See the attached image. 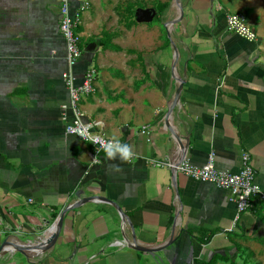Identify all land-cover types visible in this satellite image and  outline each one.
I'll use <instances>...</instances> for the list:
<instances>
[{
  "label": "crops",
  "instance_id": "0c3cea01",
  "mask_svg": "<svg viewBox=\"0 0 264 264\" xmlns=\"http://www.w3.org/2000/svg\"><path fill=\"white\" fill-rule=\"evenodd\" d=\"M84 1L76 83L96 69L80 102L84 120L135 155L121 162L102 151L93 163V148L64 133L58 0H0V243L27 248L1 254L0 264H264V203L237 214L227 190L150 164L201 167L212 156L217 170L236 173L247 153L264 193V0H181L174 41L146 70L153 88L143 105L101 70L108 51L94 40L110 30L108 16L94 0H69L70 8ZM237 13L255 41L226 30L224 16ZM77 189L113 202L134 239L110 205L72 206Z\"/></svg>",
  "mask_w": 264,
  "mask_h": 264
},
{
  "label": "built area",
  "instance_id": "2783aa9c",
  "mask_svg": "<svg viewBox=\"0 0 264 264\" xmlns=\"http://www.w3.org/2000/svg\"><path fill=\"white\" fill-rule=\"evenodd\" d=\"M88 6V3L84 1L72 10L69 0H58L57 28L63 42L66 65V70L60 77L67 90V101L61 106V110L70 113L68 120L63 118L65 122L64 133L80 142L89 144L93 148L92 157H95L102 152L100 144L107 138L96 131L97 123L84 120L80 102L83 97L93 92L96 71L92 67L86 68L78 83H76L73 74V69L81 56L80 35L77 28L80 24L81 13ZM233 18L237 19L234 20ZM224 26L227 31L235 33L248 42L256 40L255 33L248 27L242 14H226ZM145 132L146 128L142 127L140 134L144 135ZM150 164L155 168L168 169L173 174L180 173L200 183L210 184L217 189L227 190L237 214L252 210L256 202L264 203V193L260 189L259 191L254 190L257 186L255 184V171L247 153L241 154L239 169L236 173L217 170L213 166L212 156H209L206 164L201 167L190 166L185 161L173 165L167 161L151 160Z\"/></svg>",
  "mask_w": 264,
  "mask_h": 264
},
{
  "label": "rangeland",
  "instance_id": "374dc122",
  "mask_svg": "<svg viewBox=\"0 0 264 264\" xmlns=\"http://www.w3.org/2000/svg\"><path fill=\"white\" fill-rule=\"evenodd\" d=\"M107 17V30L111 44L117 50L107 49L103 53L104 74L113 73L120 85L129 86L136 94L137 105H143L150 88L147 69L153 65L154 54L160 46L172 44L175 26L180 23L181 0H94ZM164 4L159 16L154 6ZM180 9V10H179ZM136 10L150 11L158 21L137 22ZM103 50L100 51L102 55Z\"/></svg>",
  "mask_w": 264,
  "mask_h": 264
},
{
  "label": "water",
  "instance_id": "95a60500",
  "mask_svg": "<svg viewBox=\"0 0 264 264\" xmlns=\"http://www.w3.org/2000/svg\"><path fill=\"white\" fill-rule=\"evenodd\" d=\"M134 17H135V20L137 22H141V23H146L149 20H151V18H152L150 11H147V10H136L135 14H134ZM94 47H95L94 44H89L85 48V51L90 52V51H92L94 49ZM73 197L75 198L76 201L73 203L72 206H75V205L78 206V205H81V204H84V203H88V202L103 203V204L110 205L116 211V213L119 216L120 221L123 223V225H127L128 229L130 231V234H131V238L134 239L133 235H132V229H131V226L128 223L127 218L123 215V213L120 211V209L113 202H111L110 200H108V199H106L104 197L98 196V195H89V196L85 197V196H83V190H81V189H77L76 191H74ZM63 212H64V210L60 213L59 217L56 220V230H57V228L59 227V225L61 223V217L63 215ZM54 239H55V235H52L50 237H46L44 239H41L36 246L28 247V249L29 250H33V252H38L42 248H44L48 244H50ZM170 242H171V240L168 241L164 246H162L159 249H157L156 251L163 250L165 247L170 245ZM25 249H27V248H23L22 247V249H20L14 243H12L10 241H7V240H4V241H2L0 243V255L3 254V253H8L10 250L17 251L18 253L21 254V253H23V250H25ZM135 250L141 251V252H148L145 249H139V248H137Z\"/></svg>",
  "mask_w": 264,
  "mask_h": 264
},
{
  "label": "clouds",
  "instance_id": "9594fccd",
  "mask_svg": "<svg viewBox=\"0 0 264 264\" xmlns=\"http://www.w3.org/2000/svg\"><path fill=\"white\" fill-rule=\"evenodd\" d=\"M236 20L237 18H233ZM238 23V21H237ZM100 150L105 153L106 158L112 160L119 158L121 162H130L134 158V148L127 143H121L119 140L107 139L100 144ZM101 161L93 157V163ZM255 191H259V186H256Z\"/></svg>",
  "mask_w": 264,
  "mask_h": 264
},
{
  "label": "trees",
  "instance_id": "16d2710c",
  "mask_svg": "<svg viewBox=\"0 0 264 264\" xmlns=\"http://www.w3.org/2000/svg\"><path fill=\"white\" fill-rule=\"evenodd\" d=\"M155 10H156V14L157 15H161L162 12L164 11L165 9V5L164 4H159L157 3L155 6H154ZM153 19H155V21H158V17L156 16H152L151 18V21H153ZM94 43L96 44V46L98 48H100L101 50H107V49H112V50H117L116 47H114L112 44H111V37L110 35L106 32V31H101L100 35H99V38H97L96 40H94ZM82 47H84V45H81V43L79 42V49L82 50ZM92 68L95 69V67L93 66ZM96 70V69H95ZM210 237V234L207 235L204 240H207L208 238Z\"/></svg>",
  "mask_w": 264,
  "mask_h": 264
}]
</instances>
